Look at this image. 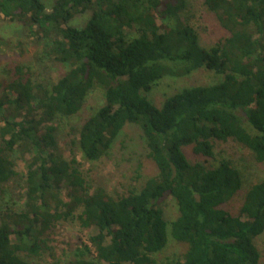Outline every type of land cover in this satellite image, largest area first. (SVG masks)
<instances>
[{
  "label": "trees",
  "instance_id": "1",
  "mask_svg": "<svg viewBox=\"0 0 264 264\" xmlns=\"http://www.w3.org/2000/svg\"><path fill=\"white\" fill-rule=\"evenodd\" d=\"M201 2L227 33L209 48L184 17L188 0H55L50 9L42 0H0L1 20L40 40V63L64 69L51 84L21 65L0 71V186L18 175L16 161L25 169L21 211L0 213V264H34L46 234L67 221L91 232L68 264H164L153 256L167 247L168 225L185 248L170 264H259L264 181L232 211L242 174L228 158L209 161L230 141L264 165V0ZM199 70L220 79L182 87L160 107L147 98L160 81ZM97 89L102 103L77 131L82 160L108 157L134 125L157 168L123 194L85 180L56 137ZM169 198L178 217L168 223Z\"/></svg>",
  "mask_w": 264,
  "mask_h": 264
},
{
  "label": "rangeland",
  "instance_id": "2",
  "mask_svg": "<svg viewBox=\"0 0 264 264\" xmlns=\"http://www.w3.org/2000/svg\"><path fill=\"white\" fill-rule=\"evenodd\" d=\"M42 1L47 9H50L55 0ZM184 17L190 18L189 24L196 29L200 44L205 48L212 47L220 39L227 36L226 31L218 24L215 15L203 6L201 0H188ZM83 19L85 17L78 18L71 25L81 26ZM41 45L36 35L29 36L20 25L4 22L0 18V71L6 66L12 68L15 65H21L29 68L30 75L39 82L44 84L55 82L64 73V69L51 63L44 65L40 63ZM1 75L0 72V79H2ZM214 75L212 72L199 70L188 78L164 79L153 87L147 94V98L156 107H160L171 96L169 94L182 87L206 85L220 79ZM101 103L102 94L97 89L89 95L83 110L79 114L59 126L56 137L65 158L76 161L85 180L93 186H102L110 194H116L115 192L123 194L125 191L141 187L146 179L157 174V168L147 158L142 133L134 125H128L124 128L108 157L97 163H88L82 160L76 145L77 131L82 122L89 117L92 109ZM186 155L189 160L196 161L189 149L186 150ZM215 157L216 160H210V164L216 165L217 161L225 157L230 159L235 168L242 174V191L230 205L232 211H236L248 187L264 181V165L258 164L248 149L230 141L218 146ZM15 170L18 175L8 184L0 186V189L6 192L4 198L0 197V213L19 212L23 207L25 169L21 161H16ZM138 178L140 179L138 180ZM162 207L164 218L168 223L178 217L177 205L171 198L166 199ZM89 234L80 229L75 221L58 223L46 234L47 250L43 255L33 260L34 264H68L77 258L80 250L83 251V244H88ZM167 240L165 250L153 256L157 262L164 264H170L176 259H181L185 251L184 246L177 244L171 238L169 225ZM254 245L260 254L259 264H264V233L255 238Z\"/></svg>",
  "mask_w": 264,
  "mask_h": 264
}]
</instances>
